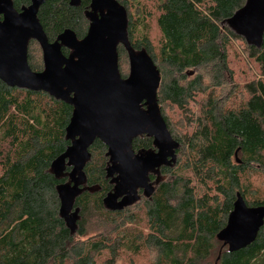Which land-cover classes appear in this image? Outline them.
<instances>
[{
	"label": "trees",
	"instance_id": "1",
	"mask_svg": "<svg viewBox=\"0 0 264 264\" xmlns=\"http://www.w3.org/2000/svg\"><path fill=\"white\" fill-rule=\"evenodd\" d=\"M8 1L17 14L32 5ZM112 1L125 16L124 40L115 46L119 79H128L120 67L126 58L130 67V53L150 59L159 77L154 103L174 159L147 175L148 194L139 189L133 202L111 208L106 199L115 183L100 139L86 151L82 182L71 177L72 165L62 176L53 173L74 141L71 99L0 80V264H119L125 255L150 256L151 264H264V225L238 252L216 238L237 194L247 207L264 206V189L254 185L258 174L264 185V31L255 44L230 26L246 0ZM92 2L41 0L36 19L46 42L56 44L66 31L84 40ZM234 44L246 47L257 73L241 97L225 101L221 87L232 77ZM60 52L65 59L73 54L65 45ZM26 63L32 73L45 70L34 38L27 41ZM190 71L199 73L189 78ZM128 148L133 155L154 151V138L140 134ZM69 187L66 210L60 191Z\"/></svg>",
	"mask_w": 264,
	"mask_h": 264
},
{
	"label": "water",
	"instance_id": "2",
	"mask_svg": "<svg viewBox=\"0 0 264 264\" xmlns=\"http://www.w3.org/2000/svg\"><path fill=\"white\" fill-rule=\"evenodd\" d=\"M94 4L106 6L107 13L92 19L84 40L70 39L79 43L72 49L59 39L54 45L46 42L36 19L37 7L17 14L8 0H0V80L10 87L42 91L56 98H65L67 93L74 95L75 103L71 101L75 111L68 132H76L78 138L60 159L73 156V173H80L89 145L98 138L108 147L110 161L126 179L133 162L124 152L129 150L133 138L146 133L149 120L139 106L155 102L159 77L150 59L143 55L130 61L128 79H119L115 46L123 37L124 12L112 0H95ZM229 24L248 42L258 44L264 31V0H246L245 7ZM30 38L41 44L45 66L42 73H32L27 66L26 46ZM61 45L72 49L74 61H65ZM62 60L65 62L61 66ZM108 174L111 176L110 168ZM64 201L63 198V204ZM263 225L264 206L247 207L237 194L226 225L216 238L229 253L238 252L255 242Z\"/></svg>",
	"mask_w": 264,
	"mask_h": 264
},
{
	"label": "rangeland",
	"instance_id": "3",
	"mask_svg": "<svg viewBox=\"0 0 264 264\" xmlns=\"http://www.w3.org/2000/svg\"><path fill=\"white\" fill-rule=\"evenodd\" d=\"M32 6L31 8L33 10L36 9L38 4L41 2V0H32ZM94 1L92 2V5L90 7L89 15L93 20L99 19L100 17L106 15L107 8L106 6H95ZM72 4H78L79 0H71ZM14 17L16 19L19 18V15L14 14ZM154 38L152 37L153 41H156V28L153 27ZM72 35L70 32L66 31L64 32L60 37L59 41H61L64 44L70 45L73 49L74 45H77L79 43L73 42ZM121 40H124V37L121 38ZM58 47V46H57ZM231 52V53H230ZM230 55V73L232 77L226 76V81H224V85L221 87L223 89V94H225V101L229 98L231 99H237L238 97H241V95L244 94L243 87L245 84L250 82L252 79L256 76V65L254 62L248 58V53L246 50V47L242 44H234L233 47H230L229 51ZM143 55L140 54H134L130 53V61L133 59H140ZM76 58L74 56V53L72 56L65 61H74ZM128 60L125 59L121 63V72L126 74V77L130 75V70L128 66ZM62 60V64L65 62ZM192 75H188L189 78H192L196 76L198 73L195 71ZM129 73V75H128ZM117 83L120 82V80L116 81ZM222 89H219V91L216 92V95H219ZM66 99H71L75 103L74 95H70V93H67L65 95ZM230 101V100H229ZM228 102H224V105L226 106ZM141 112L145 113L147 115V118L149 120V124L145 129V132L149 135H152L154 138V144H155V150L149 151V152H141L138 155H133L128 149L125 150V154L128 155L131 158V161L133 162V169L131 174L129 175V178L123 177L117 170H116V164L114 162H111L110 166V172L111 176L115 182V191L112 193L108 200L107 204L111 208H120L124 205H128L129 203L133 202L137 197V191L139 189H142L145 193H149L151 191L152 184L148 180L147 175L155 171V168L162 164H170V160L173 161L174 159V143L171 141L169 136L166 133V130L164 129V125L161 122V119L158 115V110L153 102L151 103H141L139 106ZM169 115L172 116V118L175 121L174 115L176 114L174 110H168ZM72 138L73 140H76L78 137L76 136V132H72ZM74 159L73 156L66 158V159H59L53 164V173L56 176H62L65 174V169L68 165L72 164L71 161ZM74 168V167H73ZM71 177L75 180L76 184L82 182L81 175L77 172L72 173ZM262 176L257 175L255 179V186L261 187L262 190L264 189V185L262 182ZM160 181L163 180V178L159 179ZM71 187L67 188L66 191L61 189L60 195L65 199L64 201V207L66 210L70 207V202L72 198V191L70 190ZM134 204L133 206L137 205ZM138 206V205H137ZM135 206V207H137ZM140 206V205H139ZM131 210L134 209L133 207L130 208ZM98 239V238H97ZM224 248V247H223ZM152 257L147 258H141L140 257H134V259H130L128 255L123 256V259L119 264H151L152 263Z\"/></svg>",
	"mask_w": 264,
	"mask_h": 264
}]
</instances>
